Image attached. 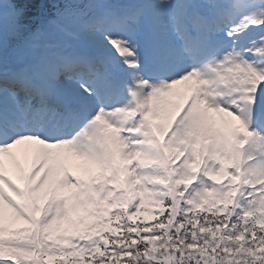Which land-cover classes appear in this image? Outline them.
I'll use <instances>...</instances> for the list:
<instances>
[{
  "label": "snow or ice",
  "instance_id": "6c2138e0",
  "mask_svg": "<svg viewBox=\"0 0 264 264\" xmlns=\"http://www.w3.org/2000/svg\"><path fill=\"white\" fill-rule=\"evenodd\" d=\"M0 264H264V0H0Z\"/></svg>",
  "mask_w": 264,
  "mask_h": 264
}]
</instances>
